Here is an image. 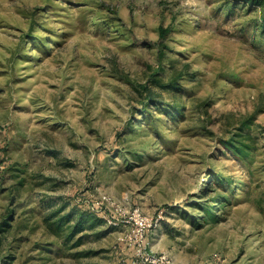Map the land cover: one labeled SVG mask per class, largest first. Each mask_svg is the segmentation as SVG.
Masks as SVG:
<instances>
[{
    "label": "rangeland",
    "instance_id": "1",
    "mask_svg": "<svg viewBox=\"0 0 264 264\" xmlns=\"http://www.w3.org/2000/svg\"><path fill=\"white\" fill-rule=\"evenodd\" d=\"M161 253L264 264V0H0V264Z\"/></svg>",
    "mask_w": 264,
    "mask_h": 264
},
{
    "label": "built area",
    "instance_id": "2",
    "mask_svg": "<svg viewBox=\"0 0 264 264\" xmlns=\"http://www.w3.org/2000/svg\"><path fill=\"white\" fill-rule=\"evenodd\" d=\"M132 220L134 224L132 235L138 245L137 250L139 253H141V251L144 249V246L146 245L145 240L147 232L152 227V219H148L138 209H135L132 213ZM141 256H143V253ZM143 259L149 264H172L166 253H161L158 255H146Z\"/></svg>",
    "mask_w": 264,
    "mask_h": 264
},
{
    "label": "trees",
    "instance_id": "3",
    "mask_svg": "<svg viewBox=\"0 0 264 264\" xmlns=\"http://www.w3.org/2000/svg\"><path fill=\"white\" fill-rule=\"evenodd\" d=\"M166 38V31L165 29H160V36L159 41L157 42V46H160L164 43ZM158 82H160L158 80ZM151 100V98H149ZM152 101V100H151ZM239 136V134L237 135ZM239 139L230 137L229 139L224 140L225 146L227 149H230L232 151H235L237 153H245L248 146L246 145V142L244 141V135H240ZM247 138H250L249 136H246Z\"/></svg>",
    "mask_w": 264,
    "mask_h": 264
}]
</instances>
